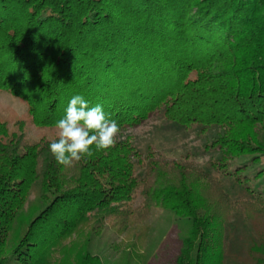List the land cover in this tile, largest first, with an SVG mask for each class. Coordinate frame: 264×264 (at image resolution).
Returning <instances> with one entry per match:
<instances>
[{
  "label": "trees",
  "instance_id": "16d2710c",
  "mask_svg": "<svg viewBox=\"0 0 264 264\" xmlns=\"http://www.w3.org/2000/svg\"><path fill=\"white\" fill-rule=\"evenodd\" d=\"M0 92L22 101L40 128L55 127L82 95L120 131L155 113L218 129L210 147L221 166L264 154V0H0ZM51 140L26 142L0 120V264H55L81 227L107 219L125 233L153 208L189 224L175 264H222L229 212L264 216L263 197L231 203L194 168L150 161L135 175L128 142L65 168ZM33 192L44 207L21 221ZM137 194L141 209L132 208ZM75 264L103 263L87 246Z\"/></svg>",
  "mask_w": 264,
  "mask_h": 264
},
{
  "label": "rangeland",
  "instance_id": "374dc122",
  "mask_svg": "<svg viewBox=\"0 0 264 264\" xmlns=\"http://www.w3.org/2000/svg\"><path fill=\"white\" fill-rule=\"evenodd\" d=\"M0 120L10 132L22 134L29 143L56 138L55 127L34 126L26 105L5 92H0ZM219 133L216 128L203 130L194 125L183 128L155 113L142 124L120 131L116 140L128 142L134 150L137 176L144 175L150 161L159 162L164 168L173 165L194 168L218 182L231 203L250 200L252 194L264 198V154L241 156L221 166L220 152L210 147ZM258 134L264 142V126ZM169 177L168 174L166 179ZM142 199L137 194L132 208L141 209ZM43 207L37 195L31 193L21 221H29ZM20 224L19 221L14 236L24 228ZM97 226L99 229L93 231L90 222L62 241L64 248L53 256L54 263L75 264V255L88 246L90 255L97 256L103 264H175L189 233L186 220L163 208H153L142 224L125 233H118L107 219ZM223 227L222 264H263L264 256L257 249H264V216L246 220L242 213L230 211Z\"/></svg>",
  "mask_w": 264,
  "mask_h": 264
},
{
  "label": "clouds",
  "instance_id": "9594fccd",
  "mask_svg": "<svg viewBox=\"0 0 264 264\" xmlns=\"http://www.w3.org/2000/svg\"><path fill=\"white\" fill-rule=\"evenodd\" d=\"M55 129L56 138L49 143V152L65 168L113 147L120 132L118 123L101 105L90 107L82 95L70 99Z\"/></svg>",
  "mask_w": 264,
  "mask_h": 264
}]
</instances>
